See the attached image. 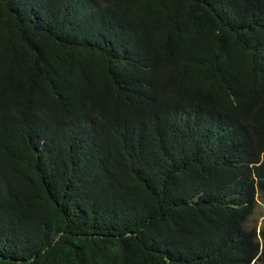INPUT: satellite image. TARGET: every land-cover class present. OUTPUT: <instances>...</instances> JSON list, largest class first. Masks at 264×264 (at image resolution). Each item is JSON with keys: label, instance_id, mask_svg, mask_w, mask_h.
Wrapping results in <instances>:
<instances>
[{"label": "trees", "instance_id": "trees-1", "mask_svg": "<svg viewBox=\"0 0 264 264\" xmlns=\"http://www.w3.org/2000/svg\"><path fill=\"white\" fill-rule=\"evenodd\" d=\"M259 197L264 0H0V264H264Z\"/></svg>", "mask_w": 264, "mask_h": 264}, {"label": "rangeland", "instance_id": "rangeland-1", "mask_svg": "<svg viewBox=\"0 0 264 264\" xmlns=\"http://www.w3.org/2000/svg\"><path fill=\"white\" fill-rule=\"evenodd\" d=\"M249 228H256L259 232L264 229V201L261 197L258 199V205L247 223ZM260 240L262 237L260 236Z\"/></svg>", "mask_w": 264, "mask_h": 264}]
</instances>
